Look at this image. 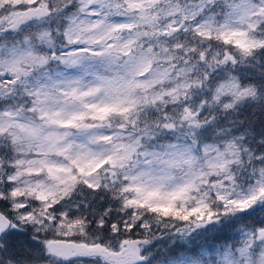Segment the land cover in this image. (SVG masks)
<instances>
[{
	"label": "snow or ice",
	"instance_id": "1",
	"mask_svg": "<svg viewBox=\"0 0 264 264\" xmlns=\"http://www.w3.org/2000/svg\"><path fill=\"white\" fill-rule=\"evenodd\" d=\"M0 264H264V0H0Z\"/></svg>",
	"mask_w": 264,
	"mask_h": 264
}]
</instances>
